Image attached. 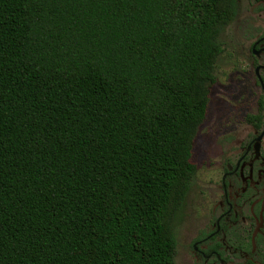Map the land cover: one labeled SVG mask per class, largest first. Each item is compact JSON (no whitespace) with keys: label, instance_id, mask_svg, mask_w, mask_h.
<instances>
[{"label":"trees","instance_id":"16d2710c","mask_svg":"<svg viewBox=\"0 0 264 264\" xmlns=\"http://www.w3.org/2000/svg\"><path fill=\"white\" fill-rule=\"evenodd\" d=\"M237 0H0V264H176Z\"/></svg>","mask_w":264,"mask_h":264},{"label":"flooded vegetation","instance_id":"af4514ba","mask_svg":"<svg viewBox=\"0 0 264 264\" xmlns=\"http://www.w3.org/2000/svg\"><path fill=\"white\" fill-rule=\"evenodd\" d=\"M253 2L261 11L260 23L249 28L244 52L235 54L227 69L217 63L210 89L202 126L209 122L216 96L234 115L216 132L219 151L206 163L203 206L185 252L187 264H264V0ZM226 79L234 92L228 86L219 90Z\"/></svg>","mask_w":264,"mask_h":264},{"label":"rangeland","instance_id":"374dc122","mask_svg":"<svg viewBox=\"0 0 264 264\" xmlns=\"http://www.w3.org/2000/svg\"><path fill=\"white\" fill-rule=\"evenodd\" d=\"M261 11L253 0H240L239 10L236 19L229 25L221 36L224 46V54L218 62V67L222 70L227 69L233 61V56L240 55L244 52V45L247 41L249 28L259 25ZM229 80V79H228ZM226 79L222 82L219 90L224 86H228L232 91L234 88L228 84ZM234 82L238 81L234 79ZM233 84V80H231ZM234 92V91H233ZM234 112L221 99L216 96L214 106L210 115L209 122L201 128V139L196 144V164L199 166L196 177L193 180L185 203L181 210L174 218L173 230L177 241L176 264L185 263V252L188 250V242L195 225L200 217V209L203 206L202 192L204 184L207 180L206 163L208 158L218 153V149L214 147L216 143V132H218L226 123L232 120ZM213 126V132L211 127Z\"/></svg>","mask_w":264,"mask_h":264}]
</instances>
